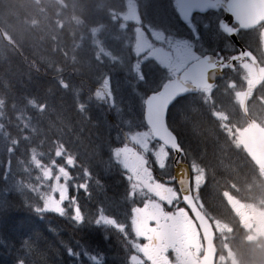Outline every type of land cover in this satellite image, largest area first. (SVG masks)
Here are the masks:
<instances>
[{
	"label": "trees",
	"instance_id": "1",
	"mask_svg": "<svg viewBox=\"0 0 264 264\" xmlns=\"http://www.w3.org/2000/svg\"><path fill=\"white\" fill-rule=\"evenodd\" d=\"M130 1L0 0V264H90L105 257L119 264L129 253L122 232L95 221L105 210L126 212L116 202L127 199L129 183L106 172L128 132L123 123L147 127L136 91L153 79L133 68L131 28L121 15ZM113 76L118 94L100 98L99 88ZM189 108L186 99L173 106L170 127L200 155L215 153L207 120L190 112L179 117ZM85 172L99 181L92 192L83 189ZM61 181L72 196L77 189V200L69 199L65 214L43 210ZM75 204L83 223L75 221Z\"/></svg>",
	"mask_w": 264,
	"mask_h": 264
},
{
	"label": "flooded vegetation",
	"instance_id": "2",
	"mask_svg": "<svg viewBox=\"0 0 264 264\" xmlns=\"http://www.w3.org/2000/svg\"><path fill=\"white\" fill-rule=\"evenodd\" d=\"M234 7L239 10L240 3ZM198 12L189 22L176 12L163 13L166 24L177 25L175 20L180 27L161 38L162 45L154 50L163 61L171 59L172 52L176 54V61L168 66L172 76L210 55L204 83L214 82L210 87H199L196 107L181 113L207 120L205 127L212 135L215 153L200 155L185 143L182 134L181 161L190 167L194 196L214 230L216 264H264V171L251 160L242 141V132L251 122L264 127V21L251 26L230 21L229 34L223 23L219 27L216 23L217 17H226L223 9L210 8L196 15ZM205 21L211 26L204 27ZM231 33H235L234 38ZM218 68L222 70L219 77ZM215 116L223 119L212 125L209 121ZM233 117H240L242 123H235ZM220 129L222 135L216 131ZM235 129L239 134H228ZM162 147L158 161L147 157L144 162L143 172L151 173L155 187L151 189L154 200L148 206V219L138 228L141 247L160 264H199L205 248L203 233L183 203L174 179V151ZM133 164L135 170L140 169L138 162ZM204 175L208 176L207 192L200 188ZM206 196L208 202L204 203Z\"/></svg>",
	"mask_w": 264,
	"mask_h": 264
},
{
	"label": "water",
	"instance_id": "3",
	"mask_svg": "<svg viewBox=\"0 0 264 264\" xmlns=\"http://www.w3.org/2000/svg\"><path fill=\"white\" fill-rule=\"evenodd\" d=\"M236 2L240 3V9H236L234 6ZM201 4L204 7L211 8L217 5L229 4L230 8L227 12L226 21H228V16H233L235 21L239 22L242 26H251L264 21V0H231L229 3H224L222 0H201ZM193 11H200L199 7H190L189 5H184L181 9V15L184 20L189 18V15ZM235 13L237 17L235 18ZM231 20V21H233ZM230 21L223 24L226 31L230 32L228 28ZM205 63L199 62L193 65L187 71H185L181 76L177 77L175 80L169 82L163 87V89L155 96L150 95V102L146 101L145 108V119L147 124L150 126L154 138L158 141L163 142L170 148L176 150L175 160L177 161L179 154L181 153V148L178 144L177 137L169 128L168 123L164 120V110L168 107V102L175 100L179 96L195 90V86H190L186 83L187 80H192L194 85L203 82L206 76ZM197 82V83H196ZM259 136H264V130L256 127L254 125L243 137L248 151L252 159L257 165L264 169V156L260 157L261 149L256 145ZM187 167V166H186ZM184 167L182 164H176L175 178L182 190L185 203L190 207L195 216L197 217L201 228L205 234L206 239V255L202 260V264H214L215 247L212 239V234L210 232V226L207 220L204 218L203 214L197 209V206L192 198L191 185H190V172L188 168Z\"/></svg>",
	"mask_w": 264,
	"mask_h": 264
},
{
	"label": "rangeland",
	"instance_id": "4",
	"mask_svg": "<svg viewBox=\"0 0 264 264\" xmlns=\"http://www.w3.org/2000/svg\"><path fill=\"white\" fill-rule=\"evenodd\" d=\"M150 10L160 12L161 7L159 5L154 4V7L150 8ZM134 17H135V13H133V7H131L128 13L124 16V19L129 20V18L133 19ZM158 34L161 35V33H158ZM145 40L146 39L143 37L141 33L137 34V40H136L137 45L135 47L137 54H140L141 52H143L144 48L147 47ZM132 74L133 72L129 73L127 78H132L131 77ZM108 81H109L108 79L105 80V83ZM112 94L114 96H111V98H115L116 94L113 92ZM150 139H151L150 134L145 129L133 131L130 137H128V144L120 147L115 152L116 160L128 171V175H127L128 181L130 183V189L133 188L134 195L144 193V191H146L148 188L150 192H152L151 189H153L155 185L151 183V177L149 176V174L145 175V173L141 172V170L137 171L136 173H132V170L129 167V163L125 161V151L128 150L129 154H131L132 157H137L139 160H142V157H141L142 154L139 151L141 149L142 150L153 149L155 151V156H162L163 148L158 145H153ZM65 173L66 174L68 173L67 169ZM53 189L55 190V193L52 192L51 196L46 197L44 199L45 205L46 204L49 205L48 209H52L54 211H56L57 208H61L63 209V211L69 210L70 207H67V203L69 202L68 201L69 194L67 192V185L63 183V181L57 182L56 184L53 185ZM154 190L155 192H157V188H155ZM157 195H159V193ZM74 211L76 213L78 212L77 209H74ZM144 213H146V210H144L143 208L136 210L137 215L135 218V225H137V227L143 225L145 221ZM103 220L106 221L105 219ZM108 222H114V221L108 220ZM121 228L123 230L128 229V227L126 226H121ZM133 264H136L135 260H133ZM153 264H157V263L153 262Z\"/></svg>",
	"mask_w": 264,
	"mask_h": 264
},
{
	"label": "snow or ice",
	"instance_id": "5",
	"mask_svg": "<svg viewBox=\"0 0 264 264\" xmlns=\"http://www.w3.org/2000/svg\"><path fill=\"white\" fill-rule=\"evenodd\" d=\"M184 5H189L190 7H199V8H200V12L196 13V15H201V14H203L204 12H207L208 10H210L209 8L204 7V6L201 4V0H174L173 6H174V8H175L176 11H177L178 16L180 15V13H181V9H182V7H183ZM229 8H230V5H229V4H222V5H220L219 7L215 8V10H216V11H220L221 9H223V11H224L225 13H227V12L229 11ZM233 19H234L233 16H231V15L228 16V21H231V20H233ZM228 21H225V20H223L222 18L217 17V20H216L217 27H219L222 23H227ZM210 26H211L210 23L207 22V21H205V23H204V27L208 28V27H210ZM222 30H223V29H221V31H222ZM232 35H233V38H234L235 33H233ZM163 87H164V84H161V85H160V88L154 90L153 93H152L151 95H152V96L157 95V94L161 91V89H163ZM141 99H142V103H143L144 101H149V102H150V97L147 96V95H146V96H143ZM173 103H175V100H174V99L168 102V107L164 110V120H165V123L167 122L168 110L171 108V106H172ZM48 207H49V205L46 204V205H45V209H47ZM38 211H39V210H38ZM56 211H58V212H62L63 209H61V208H57ZM68 254H69V256H72V255H73V253H72L71 250L68 251Z\"/></svg>",
	"mask_w": 264,
	"mask_h": 264
}]
</instances>
